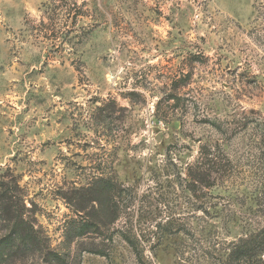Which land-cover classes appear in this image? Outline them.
Returning <instances> with one entry per match:
<instances>
[{"label": "rangeland", "instance_id": "rangeland-1", "mask_svg": "<svg viewBox=\"0 0 264 264\" xmlns=\"http://www.w3.org/2000/svg\"><path fill=\"white\" fill-rule=\"evenodd\" d=\"M12 180L62 253L74 193L120 183L69 264H228L264 229V0H0Z\"/></svg>", "mask_w": 264, "mask_h": 264}, {"label": "trees", "instance_id": "trees-1", "mask_svg": "<svg viewBox=\"0 0 264 264\" xmlns=\"http://www.w3.org/2000/svg\"><path fill=\"white\" fill-rule=\"evenodd\" d=\"M10 183L12 188L6 187L0 191V264H35L37 259H43L46 264H69L71 245L76 238L110 230L119 219L120 183L99 180L85 189L77 190L70 200L87 217L68 231L66 250L57 252L50 248L47 237L36 226L33 216L27 215L30 210L23 203L17 182L12 180ZM0 186L3 187L2 184ZM160 229L166 233L162 227ZM127 239L137 251L134 240ZM93 253L105 256L102 250ZM227 260L228 264H264V229L249 238L240 239L229 252Z\"/></svg>", "mask_w": 264, "mask_h": 264}]
</instances>
